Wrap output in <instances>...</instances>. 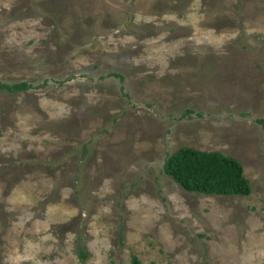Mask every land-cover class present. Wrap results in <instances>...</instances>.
<instances>
[{"label":"rangeland","instance_id":"obj_1","mask_svg":"<svg viewBox=\"0 0 264 264\" xmlns=\"http://www.w3.org/2000/svg\"><path fill=\"white\" fill-rule=\"evenodd\" d=\"M19 81L0 264H264V0H0ZM181 146L234 157L250 193L183 190L162 168Z\"/></svg>","mask_w":264,"mask_h":264},{"label":"trees","instance_id":"obj_2","mask_svg":"<svg viewBox=\"0 0 264 264\" xmlns=\"http://www.w3.org/2000/svg\"><path fill=\"white\" fill-rule=\"evenodd\" d=\"M29 87L26 81L11 84L0 82V89L8 92ZM162 168L177 185L188 192L223 196H244L250 193V184L243 175L239 161L216 150L181 146L164 159ZM77 256L83 260L86 252L78 248Z\"/></svg>","mask_w":264,"mask_h":264}]
</instances>
